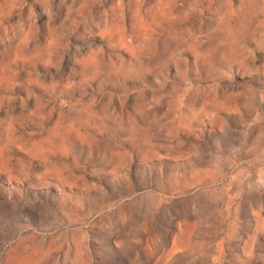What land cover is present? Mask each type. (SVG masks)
Wrapping results in <instances>:
<instances>
[{
	"label": "rangeland",
	"instance_id": "374dc122",
	"mask_svg": "<svg viewBox=\"0 0 264 264\" xmlns=\"http://www.w3.org/2000/svg\"><path fill=\"white\" fill-rule=\"evenodd\" d=\"M0 264H264V0H0Z\"/></svg>",
	"mask_w": 264,
	"mask_h": 264
}]
</instances>
